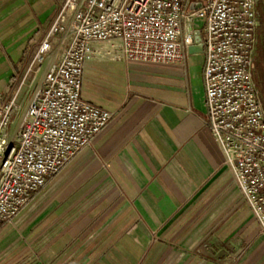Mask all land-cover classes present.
Here are the masks:
<instances>
[{"label":"crops","instance_id":"1","mask_svg":"<svg viewBox=\"0 0 264 264\" xmlns=\"http://www.w3.org/2000/svg\"><path fill=\"white\" fill-rule=\"evenodd\" d=\"M58 10V0H0V97L21 89L22 110L28 63ZM204 66L189 50L172 64L87 62L82 98L113 119L18 230L2 228L0 264H264L259 224L207 126Z\"/></svg>","mask_w":264,"mask_h":264},{"label":"built area","instance_id":"2","mask_svg":"<svg viewBox=\"0 0 264 264\" xmlns=\"http://www.w3.org/2000/svg\"><path fill=\"white\" fill-rule=\"evenodd\" d=\"M58 1L27 66L33 87L27 107L19 104L21 89L0 97V231L113 119L82 98L87 62L113 55L179 63L198 46L205 55L207 126L264 237V101L254 78L262 0ZM56 51L60 60L42 73Z\"/></svg>","mask_w":264,"mask_h":264},{"label":"rangeland","instance_id":"3","mask_svg":"<svg viewBox=\"0 0 264 264\" xmlns=\"http://www.w3.org/2000/svg\"><path fill=\"white\" fill-rule=\"evenodd\" d=\"M258 11H259V27H258V36H257V46L255 52L254 78L264 101V0H262ZM16 220L12 224L5 225L4 227L8 226L9 228L14 229L16 226Z\"/></svg>","mask_w":264,"mask_h":264},{"label":"water","instance_id":"4","mask_svg":"<svg viewBox=\"0 0 264 264\" xmlns=\"http://www.w3.org/2000/svg\"><path fill=\"white\" fill-rule=\"evenodd\" d=\"M200 3H197L195 6H192V7H195V8H198L200 7ZM198 52H203L202 48L198 47V46H193L191 48H189V53L193 54V53H198Z\"/></svg>","mask_w":264,"mask_h":264}]
</instances>
